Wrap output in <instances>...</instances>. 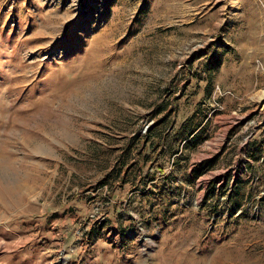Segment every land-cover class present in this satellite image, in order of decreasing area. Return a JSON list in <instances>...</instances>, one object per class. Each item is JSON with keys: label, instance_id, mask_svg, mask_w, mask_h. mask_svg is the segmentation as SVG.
<instances>
[{"label": "rangeland", "instance_id": "rangeland-1", "mask_svg": "<svg viewBox=\"0 0 264 264\" xmlns=\"http://www.w3.org/2000/svg\"><path fill=\"white\" fill-rule=\"evenodd\" d=\"M0 264H264V0H0Z\"/></svg>", "mask_w": 264, "mask_h": 264}, {"label": "crops", "instance_id": "crops-1", "mask_svg": "<svg viewBox=\"0 0 264 264\" xmlns=\"http://www.w3.org/2000/svg\"><path fill=\"white\" fill-rule=\"evenodd\" d=\"M200 127H201V124H199V125H197V126H195V127H189L187 130H186V132H185V135H184V138L181 140V142L182 143H184V142H187V141H189V145H196L197 144V142L196 141H194L195 140V138H197V136H198V133H199V130H200ZM182 129H184L185 130V128H182ZM178 131L180 132L181 131V129H178ZM155 137H150V139H149V142H150V145L152 146L151 148L152 149H154V147L157 145V147H159V140H158V142H154V141H152V140H155L154 139ZM157 139H159V138H157ZM160 140H161V138H160ZM148 142V141H147ZM154 142V143H153ZM182 143L181 144H179V149H176V151H174L172 154L173 155H176V154H178L179 152H180V149H181V146H182ZM201 163V160H198V163H197V165H199ZM197 167V166H196ZM194 176H196V177H198V171L195 169L194 170Z\"/></svg>", "mask_w": 264, "mask_h": 264}]
</instances>
